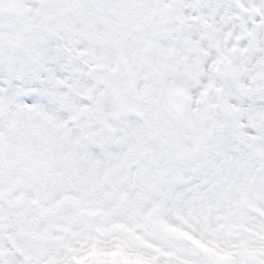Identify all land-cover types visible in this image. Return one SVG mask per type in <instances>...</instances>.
I'll use <instances>...</instances> for the list:
<instances>
[{
	"label": "snow or ice",
	"instance_id": "snow-or-ice-1",
	"mask_svg": "<svg viewBox=\"0 0 264 264\" xmlns=\"http://www.w3.org/2000/svg\"><path fill=\"white\" fill-rule=\"evenodd\" d=\"M0 264H264V0H0Z\"/></svg>",
	"mask_w": 264,
	"mask_h": 264
}]
</instances>
